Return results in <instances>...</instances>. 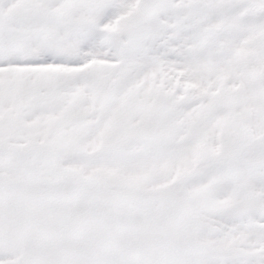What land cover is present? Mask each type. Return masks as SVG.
I'll return each mask as SVG.
<instances>
[{
  "label": "snow or ice",
  "instance_id": "obj_1",
  "mask_svg": "<svg viewBox=\"0 0 264 264\" xmlns=\"http://www.w3.org/2000/svg\"><path fill=\"white\" fill-rule=\"evenodd\" d=\"M0 264H264V0H0Z\"/></svg>",
  "mask_w": 264,
  "mask_h": 264
}]
</instances>
